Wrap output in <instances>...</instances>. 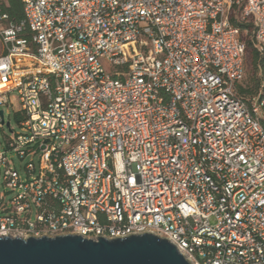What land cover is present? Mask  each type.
Here are the masks:
<instances>
[{
    "label": "built area",
    "instance_id": "1",
    "mask_svg": "<svg viewBox=\"0 0 264 264\" xmlns=\"http://www.w3.org/2000/svg\"><path fill=\"white\" fill-rule=\"evenodd\" d=\"M21 2L13 24L0 0V238L152 232L191 264H264V0Z\"/></svg>",
    "mask_w": 264,
    "mask_h": 264
},
{
    "label": "water",
    "instance_id": "2",
    "mask_svg": "<svg viewBox=\"0 0 264 264\" xmlns=\"http://www.w3.org/2000/svg\"><path fill=\"white\" fill-rule=\"evenodd\" d=\"M0 115L3 118L2 110ZM0 264L191 263L167 239L152 232H132L112 239L102 236L96 241L81 233L27 239L1 237Z\"/></svg>",
    "mask_w": 264,
    "mask_h": 264
},
{
    "label": "trees",
    "instance_id": "3",
    "mask_svg": "<svg viewBox=\"0 0 264 264\" xmlns=\"http://www.w3.org/2000/svg\"><path fill=\"white\" fill-rule=\"evenodd\" d=\"M3 7L9 14L11 23L17 24L24 19V11L21 0H3ZM249 30L247 39V53L245 57V65L247 70L242 94H253L261 85V74L263 68V58L257 49L254 37L252 36L253 24L246 26Z\"/></svg>",
    "mask_w": 264,
    "mask_h": 264
},
{
    "label": "rangeland",
    "instance_id": "4",
    "mask_svg": "<svg viewBox=\"0 0 264 264\" xmlns=\"http://www.w3.org/2000/svg\"><path fill=\"white\" fill-rule=\"evenodd\" d=\"M1 47H2V42L0 38V55L2 54ZM12 103H13V107H9V108L3 107L2 108V111L5 112L6 125L3 127L4 128L3 130L0 128V151H4L6 148L5 135L10 136V129L7 126V122H11V128L14 129L16 132L19 131V127L17 123L18 120L14 114L16 111L20 109V103L18 100V95L16 93L12 95ZM9 157L14 160L15 166L17 170L21 173V175L25 176V171H24L25 164L22 163L15 154L10 153Z\"/></svg>",
    "mask_w": 264,
    "mask_h": 264
}]
</instances>
